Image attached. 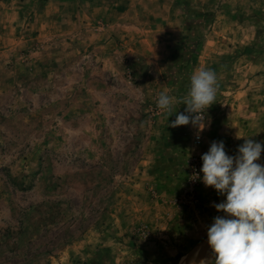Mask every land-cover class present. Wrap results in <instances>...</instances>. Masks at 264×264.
<instances>
[{
    "label": "rangeland",
    "instance_id": "374dc122",
    "mask_svg": "<svg viewBox=\"0 0 264 264\" xmlns=\"http://www.w3.org/2000/svg\"><path fill=\"white\" fill-rule=\"evenodd\" d=\"M202 68L207 126L172 127L186 105L166 119L159 94ZM244 137L264 141V0H0V264L209 256L225 197L190 160Z\"/></svg>",
    "mask_w": 264,
    "mask_h": 264
},
{
    "label": "clouds",
    "instance_id": "9594fccd",
    "mask_svg": "<svg viewBox=\"0 0 264 264\" xmlns=\"http://www.w3.org/2000/svg\"><path fill=\"white\" fill-rule=\"evenodd\" d=\"M217 92L215 71L202 68L191 75L186 97L174 101L169 94L161 92L157 106L168 119L177 112L176 103L185 104V112L177 113L171 126L191 123L203 131L208 124L207 110L216 102ZM249 137H244L235 155L226 152L225 142L221 140L213 141L201 156L203 175L194 173L191 179L213 187L225 199L213 202L221 214L213 217L207 226L211 254L200 258L197 252L188 264H264V163L260 161L264 141Z\"/></svg>",
    "mask_w": 264,
    "mask_h": 264
},
{
    "label": "built area",
    "instance_id": "2783aa9c",
    "mask_svg": "<svg viewBox=\"0 0 264 264\" xmlns=\"http://www.w3.org/2000/svg\"><path fill=\"white\" fill-rule=\"evenodd\" d=\"M200 168H201V166L199 164L198 159L196 157L191 158V160H190V171H191L192 175L194 173H200ZM195 181H197V180H195Z\"/></svg>",
    "mask_w": 264,
    "mask_h": 264
}]
</instances>
